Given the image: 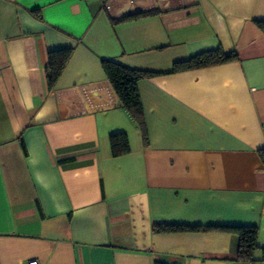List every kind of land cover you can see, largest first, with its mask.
<instances>
[{
    "label": "crops",
    "instance_id": "1",
    "mask_svg": "<svg viewBox=\"0 0 264 264\" xmlns=\"http://www.w3.org/2000/svg\"><path fill=\"white\" fill-rule=\"evenodd\" d=\"M259 22L264 0H0V264H264ZM219 47L237 59L169 73ZM102 58L159 73L137 84L146 144ZM116 131L130 151L113 157ZM162 222L253 226V261L232 232Z\"/></svg>",
    "mask_w": 264,
    "mask_h": 264
},
{
    "label": "trees",
    "instance_id": "2",
    "mask_svg": "<svg viewBox=\"0 0 264 264\" xmlns=\"http://www.w3.org/2000/svg\"><path fill=\"white\" fill-rule=\"evenodd\" d=\"M38 17V10H32ZM145 14H134L119 19L118 21L129 20ZM264 33V22L258 23ZM72 53V48H63L51 50L48 52L47 64L45 66V81L48 89H52L60 77L67 61ZM237 59L236 52H225L221 47L200 52L188 59L175 62L169 73H175L183 70L199 69L203 67L218 65ZM101 68L105 73L115 95L119 99L122 107L130 114L131 118L137 123L144 144L147 143V130L145 127L143 107L137 88L141 79L158 75L156 72L138 70L123 65L116 60L102 58ZM110 152L113 157L126 154L130 151V144L127 134L124 131H116L109 135ZM264 152V151H262ZM209 229H219L232 232L237 235V259L242 261H253V252L257 248L256 228L253 226H199L175 223H155L153 231L155 232H184L200 231ZM166 264V263H158Z\"/></svg>",
    "mask_w": 264,
    "mask_h": 264
},
{
    "label": "built area",
    "instance_id": "3",
    "mask_svg": "<svg viewBox=\"0 0 264 264\" xmlns=\"http://www.w3.org/2000/svg\"><path fill=\"white\" fill-rule=\"evenodd\" d=\"M27 264H39L37 260H31L27 262Z\"/></svg>",
    "mask_w": 264,
    "mask_h": 264
}]
</instances>
